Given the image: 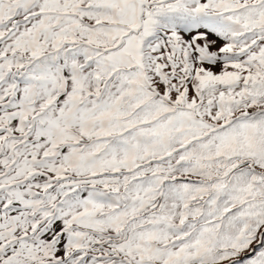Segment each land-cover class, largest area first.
<instances>
[{"label": "snow or ice", "instance_id": "obj_1", "mask_svg": "<svg viewBox=\"0 0 264 264\" xmlns=\"http://www.w3.org/2000/svg\"><path fill=\"white\" fill-rule=\"evenodd\" d=\"M0 264H264V0H0Z\"/></svg>", "mask_w": 264, "mask_h": 264}]
</instances>
